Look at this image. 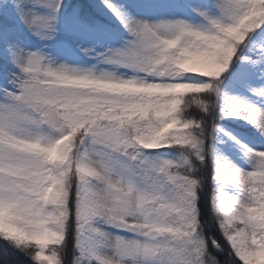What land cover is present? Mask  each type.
Masks as SVG:
<instances>
[{
    "label": "snow or ice",
    "instance_id": "1",
    "mask_svg": "<svg viewBox=\"0 0 264 264\" xmlns=\"http://www.w3.org/2000/svg\"><path fill=\"white\" fill-rule=\"evenodd\" d=\"M25 262L264 264V0H0V264Z\"/></svg>",
    "mask_w": 264,
    "mask_h": 264
},
{
    "label": "trees",
    "instance_id": "2",
    "mask_svg": "<svg viewBox=\"0 0 264 264\" xmlns=\"http://www.w3.org/2000/svg\"><path fill=\"white\" fill-rule=\"evenodd\" d=\"M19 259L23 260L24 258L23 257H20ZM25 264H28V262H25Z\"/></svg>",
    "mask_w": 264,
    "mask_h": 264
}]
</instances>
